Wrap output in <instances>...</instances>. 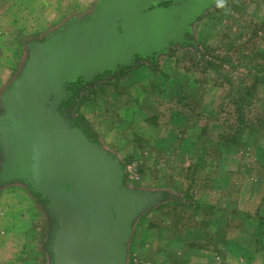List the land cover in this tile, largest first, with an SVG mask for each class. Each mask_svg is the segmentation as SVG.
<instances>
[{
  "label": "rangeland",
  "instance_id": "374dc122",
  "mask_svg": "<svg viewBox=\"0 0 264 264\" xmlns=\"http://www.w3.org/2000/svg\"><path fill=\"white\" fill-rule=\"evenodd\" d=\"M99 1L0 0V116L29 47ZM162 2L180 9L178 34L79 79L71 108L119 164L122 189L154 198L128 225L123 264H264V121L234 124L245 86L252 118L264 113V80L254 77L264 74V0ZM154 3L145 8H163ZM3 167L0 153V264H53L50 200Z\"/></svg>",
  "mask_w": 264,
  "mask_h": 264
},
{
  "label": "water",
  "instance_id": "95a60500",
  "mask_svg": "<svg viewBox=\"0 0 264 264\" xmlns=\"http://www.w3.org/2000/svg\"><path fill=\"white\" fill-rule=\"evenodd\" d=\"M150 1L103 0L89 18L31 45L20 78L4 96L3 175L50 200L59 223L53 264H123L130 221L154 203L149 195L125 192L119 164L57 108L67 85L93 79L131 51L155 50L178 34L180 9L148 10Z\"/></svg>",
  "mask_w": 264,
  "mask_h": 264
},
{
  "label": "trees",
  "instance_id": "16d2710c",
  "mask_svg": "<svg viewBox=\"0 0 264 264\" xmlns=\"http://www.w3.org/2000/svg\"><path fill=\"white\" fill-rule=\"evenodd\" d=\"M169 7L170 6L163 7V8H169ZM178 18H180V16H178ZM123 69H125V68H121V70H123ZM263 73H264V70H263ZM103 77L104 76H101L100 78H103ZM249 77L252 78L253 76L252 77L249 76ZM254 77L259 78L261 80H264V74L262 76H259V77H257V76H254ZM82 84L83 83L80 80L75 84L67 85L65 88L66 96L59 101V104L57 107L58 111H60L64 115H66L68 117V119H70L74 122L73 125H75V127H79V128L84 127V125L82 124V118L79 115L74 116L75 114H73V112L71 111V108L75 104L76 93ZM245 87H246V89L242 90L240 92V94H236V97H234V120H235L234 124L236 125L237 129H239V130L251 128V127H253V123H257L260 125L264 121V118H263L264 113L261 115V117H258L256 119L252 118V116L254 114H253V107H251V103H252L251 98L254 99L255 92H254V90L247 89V86H245ZM234 96H235V94H234ZM52 98H54V97H52ZM84 131L87 133V130L84 129ZM234 144H239L238 138L235 136H234ZM34 196L38 197V198L40 197L37 194H34ZM39 202L41 204H44V202L41 199H39ZM192 204L198 205V203H196V202H194Z\"/></svg>",
  "mask_w": 264,
  "mask_h": 264
},
{
  "label": "crops",
  "instance_id": "0c3cea01",
  "mask_svg": "<svg viewBox=\"0 0 264 264\" xmlns=\"http://www.w3.org/2000/svg\"><path fill=\"white\" fill-rule=\"evenodd\" d=\"M101 1H103V0H100L97 4H95L93 10H92L89 14H87V16L84 17L82 20H85V19L89 18V16H92V15L95 13V11L98 9V5H99V3H100ZM69 23H70V22H69ZM67 24H68V23H67ZM67 24H66V25H67ZM62 28H64V27H62ZM36 43H38V42H36ZM29 49H30V47H29Z\"/></svg>",
  "mask_w": 264,
  "mask_h": 264
},
{
  "label": "flooded vegetation",
  "instance_id": "af4514ba",
  "mask_svg": "<svg viewBox=\"0 0 264 264\" xmlns=\"http://www.w3.org/2000/svg\"><path fill=\"white\" fill-rule=\"evenodd\" d=\"M158 5H159V7H167V6L169 5V3H167V2H162L161 4L159 3ZM152 10H153V9H152Z\"/></svg>",
  "mask_w": 264,
  "mask_h": 264
}]
</instances>
